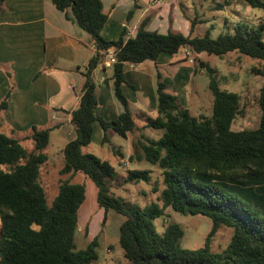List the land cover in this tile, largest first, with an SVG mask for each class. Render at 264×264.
Returning a JSON list of instances; mask_svg holds the SVG:
<instances>
[{
  "label": "trees",
  "instance_id": "trees-1",
  "mask_svg": "<svg viewBox=\"0 0 264 264\" xmlns=\"http://www.w3.org/2000/svg\"><path fill=\"white\" fill-rule=\"evenodd\" d=\"M246 1L253 9L264 11V1ZM4 2L0 0V11ZM53 3L92 37L96 52L82 73L84 93L71 114L76 137L63 150L64 166L59 172L67 177L61 179L52 203L42 180L51 129L33 126L27 136L19 139L16 133H4L0 121V264H91L98 260V236L84 250H77L75 237L81 223L80 211L87 200V184L73 183L76 174H83L97 188V205L104 211L102 227L110 210L124 217L119 242L130 264H264V84L259 97V127L235 131L234 121L243 112L241 95L222 90L217 70L200 60L203 54L224 57L238 52L258 61L253 72L264 78V24L239 22L234 33L212 38L211 30L203 35L151 31L150 19L146 18L134 37L127 39L125 29L119 39L109 41L102 34L109 14L101 0ZM196 25L193 20L192 31ZM110 48L115 49V95L125 112L109 122L97 113L94 73L100 67L106 68ZM185 49L209 74L214 98L212 114L191 115L178 96L158 80L157 114L146 115L145 125L140 127V117L130 110L122 91L127 84L124 66L157 62L163 54L178 55ZM10 94L0 103V114L7 110ZM96 122L103 130L102 144L110 141V131L122 138L143 127L163 131L159 139L142 135L140 142L141 159L162 170L164 188L156 203L142 208L112 194V184L120 176L116 168L84 152L92 142ZM27 140L34 142L32 150L23 145ZM118 152L115 151L117 156ZM150 181L151 171L135 169L128 171L125 183ZM170 208L212 221L204 247L182 248L184 230L177 223L168 224L163 234L156 231L154 221L164 218ZM222 226L232 228L233 236L227 248L216 253L211 242Z\"/></svg>",
  "mask_w": 264,
  "mask_h": 264
},
{
  "label": "crops",
  "instance_id": "crops-1",
  "mask_svg": "<svg viewBox=\"0 0 264 264\" xmlns=\"http://www.w3.org/2000/svg\"><path fill=\"white\" fill-rule=\"evenodd\" d=\"M101 1L109 14L102 34L109 41L119 39L125 29L127 35L131 31L136 34L146 18L150 19L149 30L154 31L152 29L158 27L157 17L162 10L172 13L177 10L176 4L180 8H189L187 1L183 5L181 0L177 3L175 0ZM130 12L133 14L129 21ZM138 12L140 15L133 24ZM155 15L158 16L153 18ZM187 50L178 55L163 54L157 62L148 60L137 66H124L127 84L122 86V91L130 109L133 105L137 111L140 127L145 125L146 115L154 117L157 114L158 80L188 107L193 71L185 64L193 65L195 58L187 57ZM95 52L92 37L58 10L53 0H5L0 11V103L9 92L11 94L7 110L0 114L2 129H6L9 135L16 133L14 136L19 139L27 136L33 126L51 129V132L61 129L65 148L76 137L71 114L84 93L82 73ZM204 55L200 56L204 58ZM105 67L95 71L94 80L98 85L97 113L110 122L124 113L125 108L115 95L112 66ZM201 69L204 73L205 69ZM116 150L119 151V166L130 162L131 155L128 159L124 152ZM50 162L48 155L44 166Z\"/></svg>",
  "mask_w": 264,
  "mask_h": 264
},
{
  "label": "rangeland",
  "instance_id": "rangeland-1",
  "mask_svg": "<svg viewBox=\"0 0 264 264\" xmlns=\"http://www.w3.org/2000/svg\"><path fill=\"white\" fill-rule=\"evenodd\" d=\"M167 1V0H165ZM178 0H175V2ZM187 1L189 8H180L174 5L177 10L165 12L162 10L157 17L159 24L156 29L167 34L168 32H180L184 35H203L207 30H211L212 38H217L222 33H234V28L239 22L248 23L252 26L264 24V11L253 9L246 0H181ZM264 1V0H262ZM107 2V0H105ZM176 2V3H177ZM165 3V2H164ZM140 12L135 17V24ZM162 18V19H160ZM197 25L192 31V21ZM180 23L182 26L180 27ZM187 51H190L189 49ZM185 52V54L187 53ZM187 56V55H186ZM192 56H194L192 54ZM201 59L217 70L216 77L222 90L239 93L241 95L242 115H239L233 124L235 131L252 130L260 125L262 111L259 104L260 89L264 84V78L253 72V67L258 65V61L232 52L224 57L207 56ZM188 57V56H187ZM192 68L193 83L189 87L188 109L191 115L199 117L201 115L210 116L213 108V94L209 89L210 77L207 71L201 72V65L197 59L193 65L185 64ZM130 108V107H129ZM134 114L136 110L132 105L130 109ZM140 124H143L140 120ZM97 131L94 132L92 142L84 148L85 153L93 154L102 160H107L115 168L119 178L112 184V194L127 202L128 204L145 207L151 203H156L161 191L164 188L162 170L141 159L143 152L140 142L142 135L148 138L159 139L163 131L152 128H144L122 138L112 131L109 132V142L102 144L103 132L100 124L96 122ZM2 131L9 135L6 129ZM50 145L46 153L50 156L51 162L44 166L42 170V180L47 192V199L52 203L58 194L61 179L67 176H60V170L64 166L62 150L65 142L61 129H54L50 136ZM23 145L28 149L34 148V142L24 141ZM119 149L124 152L126 158L131 155L130 162L125 166L118 165L119 157L114 150ZM129 159V158H128ZM133 168V169H132ZM151 171V181L137 184L125 183L128 171L135 170ZM72 182L87 184V200L80 211L79 229L76 233L75 241L77 250H84L92 239L99 237L100 245L97 249L98 260L91 264H130L124 257V252L120 246V227L124 222V217L110 210L108 220L102 227L104 211L97 205V188L93 182L83 174H76L72 177ZM155 189H159L156 191ZM177 223L184 230V237L180 245L184 249L197 250L205 246L206 238L211 231L212 221L204 216H191L174 211L172 208L166 211L164 218L154 221L156 231L163 234L168 224ZM233 236V229L222 226L211 242L213 252L221 253L227 248Z\"/></svg>",
  "mask_w": 264,
  "mask_h": 264
},
{
  "label": "built area",
  "instance_id": "built-area-1",
  "mask_svg": "<svg viewBox=\"0 0 264 264\" xmlns=\"http://www.w3.org/2000/svg\"><path fill=\"white\" fill-rule=\"evenodd\" d=\"M135 36V33H133L132 31L130 33H128L127 35V39L132 38ZM186 55L188 57L192 56V52L191 51H187ZM115 61V49L114 48H110L107 52V60H106V65L107 66H112L113 63Z\"/></svg>",
  "mask_w": 264,
  "mask_h": 264
}]
</instances>
